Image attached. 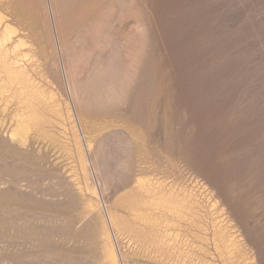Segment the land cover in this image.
<instances>
[{"label":"rangeland","instance_id":"rangeland-1","mask_svg":"<svg viewBox=\"0 0 264 264\" xmlns=\"http://www.w3.org/2000/svg\"><path fill=\"white\" fill-rule=\"evenodd\" d=\"M14 2L37 15L41 56L78 115L98 192L87 211L68 176L74 167L84 178L77 151L40 134L15 148L0 128V264H105L99 211L120 264L152 263L109 222L111 211L129 214V195L141 196L133 187L140 172L200 194L203 217L179 223L201 227L209 250L201 264H244L251 255L264 264V0ZM67 126L73 141L69 118ZM84 130L95 136L91 150ZM202 184L245 237L246 250L231 258L215 248L218 218ZM130 189L137 193H123Z\"/></svg>","mask_w":264,"mask_h":264},{"label":"bare ground","instance_id":"bare-ground-1","mask_svg":"<svg viewBox=\"0 0 264 264\" xmlns=\"http://www.w3.org/2000/svg\"><path fill=\"white\" fill-rule=\"evenodd\" d=\"M30 36L35 37L36 44L30 43L28 40ZM45 51L36 13L26 8L22 2L0 0V128L4 129L2 135L13 144L12 147L15 145L28 147L32 138L40 134L49 138L68 155L75 156L77 151L84 178L74 167L68 176L75 183V189L84 195L85 208L90 212L96 209L93 196H96L98 191L88 178L89 162L85 147L83 148L84 141H81L79 126L74 120L78 115H72L69 102L67 100L63 102L59 95L62 91L59 93L56 91L58 87L49 75V62L48 64L44 62L41 56ZM65 105L68 108V117L65 115ZM68 118L72 123L74 142L69 140ZM85 137L88 150L93 149L95 136L87 132ZM197 183L200 185L202 182L198 180ZM133 187L141 196L129 195L127 199L129 214L111 211L109 222L119 234L128 237L134 247H140L134 256L151 262L156 260L158 264H201L200 251H209L204 243L199 244L201 227L179 223L184 220L194 222L204 215L201 209V196L194 191L195 187L191 189L175 187L144 172L135 176ZM201 188H204L202 190L204 192L209 191L211 207L215 210L211 215L217 214L218 218L212 229L215 248L221 251L222 247H225L230 258L235 256L236 252L246 250L245 237L236 223L228 218L226 208L212 190H209L210 187L202 184ZM137 192L130 189L123 193ZM99 214L102 259L105 264H120L110 226L103 213L99 211ZM200 226L205 230L202 241L209 242L210 237L206 234L208 227L203 224ZM145 228L149 230H145L144 233ZM193 228L195 230H192ZM147 236H150L149 239H146ZM245 253L247 255L246 251ZM244 264H257L256 256H248Z\"/></svg>","mask_w":264,"mask_h":264},{"label":"built area","instance_id":"built-area-1","mask_svg":"<svg viewBox=\"0 0 264 264\" xmlns=\"http://www.w3.org/2000/svg\"><path fill=\"white\" fill-rule=\"evenodd\" d=\"M192 230H195V229L193 228ZM148 263H149V262H148ZM148 263H147V264H148ZM152 263H157V261L155 260V262L153 261ZM152 263H150V264H152Z\"/></svg>","mask_w":264,"mask_h":264}]
</instances>
